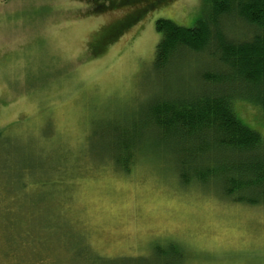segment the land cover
<instances>
[{
    "label": "rangeland",
    "instance_id": "374dc122",
    "mask_svg": "<svg viewBox=\"0 0 264 264\" xmlns=\"http://www.w3.org/2000/svg\"><path fill=\"white\" fill-rule=\"evenodd\" d=\"M202 1L150 10L94 56L95 33L133 5L100 13L94 0H0V264H154L169 242L183 247V264H264L263 204L182 184L146 133L130 173L104 152L110 128L139 122L175 81L153 70L157 20L193 27ZM235 109L264 134L260 108Z\"/></svg>",
    "mask_w": 264,
    "mask_h": 264
},
{
    "label": "trees",
    "instance_id": "16d2710c",
    "mask_svg": "<svg viewBox=\"0 0 264 264\" xmlns=\"http://www.w3.org/2000/svg\"><path fill=\"white\" fill-rule=\"evenodd\" d=\"M173 1L112 0L105 5L94 0L95 12L136 9L96 32L91 53L102 54L144 14ZM241 28L246 33L238 36ZM156 30L161 38L153 70H173L175 81L142 110L139 122L110 128L105 155L130 173L147 152L146 133L153 139L149 149L163 147L172 155L182 184L216 185L236 202L264 205V134L235 109L237 101H245L264 113V0H203L193 27L161 18ZM165 247H155L154 264H183V247L175 242ZM130 258V264H153L147 257Z\"/></svg>",
    "mask_w": 264,
    "mask_h": 264
}]
</instances>
